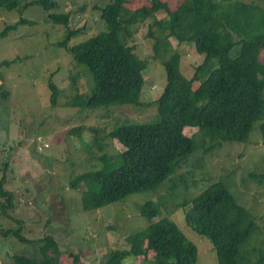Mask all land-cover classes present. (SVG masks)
Listing matches in <instances>:
<instances>
[{"label": "rangeland", "instance_id": "obj_1", "mask_svg": "<svg viewBox=\"0 0 264 264\" xmlns=\"http://www.w3.org/2000/svg\"><path fill=\"white\" fill-rule=\"evenodd\" d=\"M32 1L25 0L12 11L0 7V32L23 20L32 22L18 25L0 37V92L9 94H0V176L4 175L5 189L13 193L16 203L14 210L9 209L12 217L3 214L0 207V264H17L15 255H41L39 242L29 245L8 234L9 229L20 225L18 220L23 221L22 232L29 238L39 240L50 235L58 241L62 249L60 264H74L76 255L75 264H104L105 254L129 248L126 236L150 224L149 218L141 214L150 200L161 205V215L154 221L169 216L197 245V264H220L210 238L185 222L191 198L215 182L224 183L259 224V233L253 234L246 252L252 248L264 252V179L251 177L264 174V120L256 124L246 141L227 142L208 152L199 146L156 191L131 194L100 208L83 207L86 186L80 183L75 189L72 183L101 168L97 138L119 126L156 118L155 102L166 87L167 73L161 56L154 52V39L148 35L154 19L134 25L127 40L148 61L141 92V102L147 105L72 107L73 97L77 93L90 94L94 81L88 68L77 64L72 54L59 45L66 36V26L54 24L39 5L23 8ZM59 1L60 8L55 12L68 14L70 28L80 30L69 45L106 30L101 14L111 0ZM162 1L175 9L180 0ZM243 1L264 4L260 0ZM148 3L130 0L127 8L135 12ZM155 17L167 18V14L161 11ZM170 42L180 55L182 74L190 79L204 55L193 41L179 43L170 38ZM51 84L58 93L56 104ZM198 86L196 82L193 88ZM183 133L201 143L198 128L187 127ZM104 139V154L116 156L124 150L117 141ZM205 146L209 147L208 141ZM183 202L187 204L181 205ZM125 262L132 264L133 257Z\"/></svg>", "mask_w": 264, "mask_h": 264}, {"label": "trees", "instance_id": "obj_2", "mask_svg": "<svg viewBox=\"0 0 264 264\" xmlns=\"http://www.w3.org/2000/svg\"><path fill=\"white\" fill-rule=\"evenodd\" d=\"M24 1L0 0V7L12 11ZM148 2L133 12L127 8L130 0H111L101 14L106 30L73 45L69 42L80 30L70 28L68 14L55 12L60 8L59 0H34L23 6L28 9L39 5L54 24L66 26V36L59 45L72 54L77 64L86 66L92 76V92L77 93L70 103L72 107L147 105L141 102V92L148 61L127 40L134 25L154 19L148 35L154 39V52L161 56L167 73L166 87L155 102L156 118L119 126L97 138L101 168L72 183L75 189L80 183L86 186L82 195L86 210L131 194L158 190L199 146L208 152L227 142L246 141L256 124L264 120V4L243 0H180L171 9L162 0ZM161 11L167 18L155 17ZM27 23L23 20L5 27L0 37ZM170 38L179 43L193 41L196 50L204 55V61L190 79L180 70V55L172 49ZM196 82L199 86L195 90ZM53 85H50L52 100L56 104L58 93ZM4 93L0 92L8 97ZM187 127L198 128L201 143L184 135ZM104 138L117 141L125 150L116 156L104 154ZM251 177L261 181L264 174ZM5 184L1 175L0 198L4 200L0 201L1 212L12 217L9 209L14 210L16 203ZM189 202L185 222L210 238L220 264H264L263 249L252 248L249 252L245 249L253 234L259 233V224L224 183H212ZM141 214L149 218L150 224L126 236L129 248L105 254L104 264H127L125 260L131 256L132 264H197V245L186 238L176 222L169 216L154 221L161 215L158 201L146 202ZM18 223L8 234L29 245L39 242L41 255H15L17 264H60L62 249L54 237L31 239L22 232L23 221ZM77 259L78 255L74 264Z\"/></svg>", "mask_w": 264, "mask_h": 264}, {"label": "crops", "instance_id": "obj_3", "mask_svg": "<svg viewBox=\"0 0 264 264\" xmlns=\"http://www.w3.org/2000/svg\"><path fill=\"white\" fill-rule=\"evenodd\" d=\"M124 150H125V148H124ZM124 150H123V151H124ZM123 151H122V152H123Z\"/></svg>", "mask_w": 264, "mask_h": 264}]
</instances>
